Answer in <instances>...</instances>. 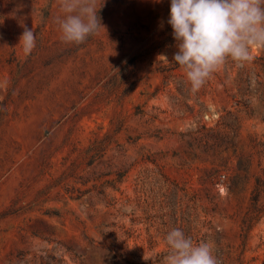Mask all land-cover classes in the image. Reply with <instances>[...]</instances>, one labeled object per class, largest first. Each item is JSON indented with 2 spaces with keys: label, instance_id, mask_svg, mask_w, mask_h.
Here are the masks:
<instances>
[{
  "label": "rangeland",
  "instance_id": "374dc122",
  "mask_svg": "<svg viewBox=\"0 0 264 264\" xmlns=\"http://www.w3.org/2000/svg\"><path fill=\"white\" fill-rule=\"evenodd\" d=\"M170 4L97 0L69 44L58 0H0V264H160L174 228L264 264V47L193 92Z\"/></svg>",
  "mask_w": 264,
  "mask_h": 264
},
{
  "label": "clouds",
  "instance_id": "9594fccd",
  "mask_svg": "<svg viewBox=\"0 0 264 264\" xmlns=\"http://www.w3.org/2000/svg\"><path fill=\"white\" fill-rule=\"evenodd\" d=\"M58 8L55 23L64 43H83L104 29L97 0H58ZM167 23L178 48L173 60L193 92L229 58L243 66L252 61L253 48L264 47V0H171ZM19 40L18 46L30 53L36 34L25 27ZM160 58L168 61L166 55ZM164 240L168 252L160 264H220L210 242L195 243L179 228Z\"/></svg>",
  "mask_w": 264,
  "mask_h": 264
},
{
  "label": "trees",
  "instance_id": "16d2710c",
  "mask_svg": "<svg viewBox=\"0 0 264 264\" xmlns=\"http://www.w3.org/2000/svg\"><path fill=\"white\" fill-rule=\"evenodd\" d=\"M261 189H260V185L258 184L257 187L255 188V191H254V198H253V201H254V204H255V207L257 205V202L258 200L260 199V196H261ZM246 237V235H245Z\"/></svg>",
  "mask_w": 264,
  "mask_h": 264
}]
</instances>
